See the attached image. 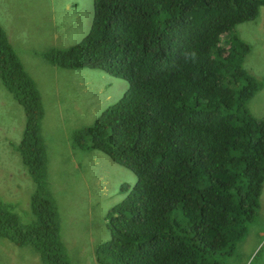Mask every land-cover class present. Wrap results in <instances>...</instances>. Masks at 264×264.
Returning a JSON list of instances; mask_svg holds the SVG:
<instances>
[{"label":"trees","instance_id":"1","mask_svg":"<svg viewBox=\"0 0 264 264\" xmlns=\"http://www.w3.org/2000/svg\"><path fill=\"white\" fill-rule=\"evenodd\" d=\"M264 0H94L92 26L76 45L51 51L66 69H94L128 82L119 101L75 147L99 150L134 173L107 215L110 239L97 264H212L229 254L256 212L264 183V119L247 108L260 86L232 31ZM0 82L23 108L15 150L36 184L34 221L20 224L0 198V239L29 245L45 264H66L44 183V110L0 27Z\"/></svg>","mask_w":264,"mask_h":264},{"label":"rangeland","instance_id":"2","mask_svg":"<svg viewBox=\"0 0 264 264\" xmlns=\"http://www.w3.org/2000/svg\"><path fill=\"white\" fill-rule=\"evenodd\" d=\"M93 4L94 0H0V27L35 81L44 110V183L55 207L66 264H97V248L110 239L108 212L125 198L122 189L137 180L103 152L80 149L72 142L73 133L92 126L121 99L128 82L100 70L66 69L47 57L86 36ZM254 73L258 86L264 85V59ZM25 122L23 108L0 82V198L22 225L34 221L30 200L36 192L15 150ZM0 264L45 263L31 246L0 239ZM212 264H264V183L242 237L231 253L215 255Z\"/></svg>","mask_w":264,"mask_h":264},{"label":"crops","instance_id":"3","mask_svg":"<svg viewBox=\"0 0 264 264\" xmlns=\"http://www.w3.org/2000/svg\"><path fill=\"white\" fill-rule=\"evenodd\" d=\"M232 34L236 36L241 43H245L249 46L250 51L245 56L243 62L244 69L257 78L254 70L264 59V6L260 7L258 17L254 21L239 24L232 31ZM247 59H250L248 64ZM255 99L257 100L256 102H254ZM259 99H261V101H258ZM247 108L256 119H264V85L260 86L258 91L249 100ZM254 112L259 116L255 115Z\"/></svg>","mask_w":264,"mask_h":264}]
</instances>
